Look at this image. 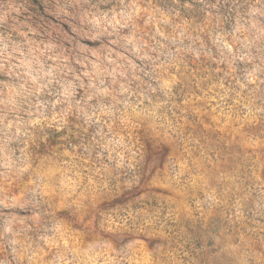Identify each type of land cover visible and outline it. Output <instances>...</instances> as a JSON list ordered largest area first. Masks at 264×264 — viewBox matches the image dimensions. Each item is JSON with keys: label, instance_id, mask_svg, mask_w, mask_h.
Instances as JSON below:
<instances>
[{"label": "clouds", "instance_id": "clouds-1", "mask_svg": "<svg viewBox=\"0 0 264 264\" xmlns=\"http://www.w3.org/2000/svg\"><path fill=\"white\" fill-rule=\"evenodd\" d=\"M0 264H264V0H0Z\"/></svg>", "mask_w": 264, "mask_h": 264}]
</instances>
